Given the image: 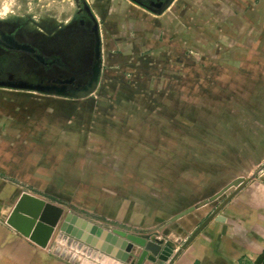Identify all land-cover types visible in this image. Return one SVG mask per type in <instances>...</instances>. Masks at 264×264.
I'll use <instances>...</instances> for the list:
<instances>
[{
  "label": "rangeland",
  "instance_id": "374dc122",
  "mask_svg": "<svg viewBox=\"0 0 264 264\" xmlns=\"http://www.w3.org/2000/svg\"><path fill=\"white\" fill-rule=\"evenodd\" d=\"M85 1L90 6L91 0ZM223 1L226 9L238 8L242 13L250 4L264 8V0ZM102 4L108 6L105 9L116 6L105 0ZM122 6L121 2L116 8L119 19L127 17L130 9H144L133 1L128 10ZM209 6L219 10L222 0H175L161 15L172 23L171 37L166 32L158 37V26H152L148 41L134 36L136 29L124 30L114 17L105 22L100 16L102 75L88 98L0 88V254L8 247L5 234L22 236L7 220L23 194L64 208L48 248L55 258L62 259L55 254L59 234L108 257L113 240L121 239L114 230L160 236L165 226L140 230L117 220L136 219L138 212H160L174 194L169 186L185 182L178 170L190 163L188 170L196 174L201 159L227 152L218 135L223 130L231 135L233 122L248 118L244 106L264 104V49L245 45L238 50L231 43L255 39L261 45L264 32L259 28L252 35L240 32L238 26L251 25L242 16L231 17L237 31H228L227 17L222 29L218 15L207 11ZM135 18L140 29L143 20ZM82 20L90 25L81 0H0L1 30L49 55L61 54L76 71L88 68L93 55V39ZM219 40L225 41L224 48ZM254 57L263 64H250ZM9 75L32 83L43 79L40 67L26 57L0 50V79ZM224 194L209 201H222ZM157 198L161 203H156ZM72 243L63 246L67 257L77 254V264H98L83 250H73Z\"/></svg>",
  "mask_w": 264,
  "mask_h": 264
},
{
  "label": "crops",
  "instance_id": "0c3cea01",
  "mask_svg": "<svg viewBox=\"0 0 264 264\" xmlns=\"http://www.w3.org/2000/svg\"><path fill=\"white\" fill-rule=\"evenodd\" d=\"M102 1L91 0L90 3L98 21L100 16L105 22L109 17H114L122 27H126L124 30L127 32L136 29L133 35H140L144 41H148V37L154 33L152 26H158L156 28L158 37L161 38L163 32L171 37L172 23L168 22L166 17L152 14L144 9L142 12L128 10L131 0H112L113 2L105 0L110 5L116 3L115 8L110 9H105L108 6H103ZM227 1L235 2V0ZM121 2L122 7L129 12L127 17L119 19L115 14L119 15L120 11L116 8ZM222 5L219 10L210 9L211 6L206 7L207 11L210 10L218 15V20L222 22L220 28L225 27L224 18L227 17L228 31H237L236 20L231 17L242 16L249 18L251 25L246 28L238 26L240 32L244 31L252 35L253 32L258 31V28L264 32V8L250 4L248 10L242 9L247 10L242 13L238 8L226 9L223 0ZM205 15L208 16L209 13L205 12ZM130 16L134 18H129ZM135 16L143 20L140 29H137ZM262 18L263 20L259 22ZM120 39H123V36ZM128 39L134 38L129 36ZM254 40L244 43L239 39L233 40L232 48L239 50L247 46L264 49V42L258 45ZM157 43L162 45L161 41ZM218 43L222 48L226 45L224 40H219ZM231 60L234 63L237 58L233 56ZM223 61L225 62L222 60V63ZM262 62L254 57V61L250 64L257 67L263 64ZM245 107L248 108V118L234 121L231 135L224 130L220 133L221 136L218 135V140L223 138L220 142L225 146L223 149L227 152L231 151L232 154L225 152L216 158L211 155L206 156V159L200 160L199 170L195 169L196 174L188 170L192 167L190 163L185 166L186 168L179 169L177 174L182 173V176H185V184L176 183L174 187L169 186L174 194L168 202H163L164 206L162 204L160 212L155 211L152 215L138 212L136 219L130 216L128 219L117 220L124 226L140 230H155L159 226H165L159 231V237L166 238L176 246L167 264H264V104L253 103ZM240 109H243V106ZM240 178H243V182L227 190L222 201L213 203L209 201ZM156 203H161V200L158 199ZM182 212L184 214L181 217H176ZM4 239L5 243H3L8 247H4L0 254V264L5 262L4 258L16 264H70L55 258L49 254L48 248L37 246L23 235L17 238L15 234L9 232L8 236L5 234ZM117 239L116 242L113 240L110 253L107 252L110 257L108 264H135L140 249L123 238Z\"/></svg>",
  "mask_w": 264,
  "mask_h": 264
},
{
  "label": "water",
  "instance_id": "95a60500",
  "mask_svg": "<svg viewBox=\"0 0 264 264\" xmlns=\"http://www.w3.org/2000/svg\"><path fill=\"white\" fill-rule=\"evenodd\" d=\"M81 1L84 12L89 18L90 25H86L84 20L80 24L87 27V33L93 39V55L89 67L76 71L61 54L49 55L45 51L41 52L40 50L42 49L38 46L20 42L15 33L0 30V49L6 52L21 54L26 57L31 65L39 66L43 74V79L39 83L17 79L11 75L8 80H0V88L31 91L43 95L78 100L88 98L98 89L103 68V50L99 23L87 2L85 0ZM131 1L149 12L160 16L171 7L175 0H156L150 2L143 0ZM84 76H90V78L86 83H79L78 79ZM242 182L243 178L238 179L219 193V195L224 194L227 190ZM64 213V208L52 202L29 194H23L7 223L32 243L43 249H47L50 247ZM113 232L140 249L135 264H167L176 249L174 244L158 236L147 238L136 235L130 230H114ZM57 242L59 246L55 254L62 259H66L71 264H77L78 255L73 254L67 257L68 250L63 249V246L69 242H73L71 246L73 250H77V253L83 250L82 252L86 254V258H90L98 264H108L110 260V257L84 246L63 234L58 235ZM85 264L96 263L88 262Z\"/></svg>",
  "mask_w": 264,
  "mask_h": 264
},
{
  "label": "flooded vegetation",
  "instance_id": "af4514ba",
  "mask_svg": "<svg viewBox=\"0 0 264 264\" xmlns=\"http://www.w3.org/2000/svg\"><path fill=\"white\" fill-rule=\"evenodd\" d=\"M143 1H145V2H150V1H156V0H143ZM1 30V29H0ZM16 37H17V35H16ZM1 50V49H0ZM2 52H4V53H14V54H18V53H15V52H6L5 50H1ZM41 52L43 51V50H40ZM21 55V54H20ZM11 75H9L6 79H0V80H8L9 79V77H10Z\"/></svg>",
  "mask_w": 264,
  "mask_h": 264
}]
</instances>
